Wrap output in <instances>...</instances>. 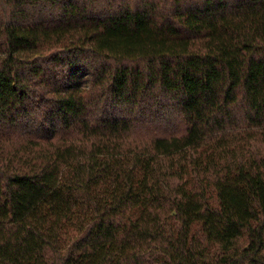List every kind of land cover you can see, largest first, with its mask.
<instances>
[{
	"label": "trees",
	"instance_id": "trees-1",
	"mask_svg": "<svg viewBox=\"0 0 264 264\" xmlns=\"http://www.w3.org/2000/svg\"><path fill=\"white\" fill-rule=\"evenodd\" d=\"M0 264H264V0H0Z\"/></svg>",
	"mask_w": 264,
	"mask_h": 264
}]
</instances>
